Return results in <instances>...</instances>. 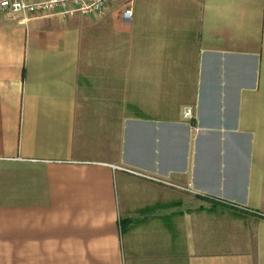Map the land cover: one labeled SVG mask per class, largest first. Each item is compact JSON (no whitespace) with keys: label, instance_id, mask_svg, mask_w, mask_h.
<instances>
[{"label":"crops","instance_id":"crops-1","mask_svg":"<svg viewBox=\"0 0 264 264\" xmlns=\"http://www.w3.org/2000/svg\"><path fill=\"white\" fill-rule=\"evenodd\" d=\"M0 264H264V0L1 17Z\"/></svg>","mask_w":264,"mask_h":264},{"label":"built area","instance_id":"built-area-1","mask_svg":"<svg viewBox=\"0 0 264 264\" xmlns=\"http://www.w3.org/2000/svg\"><path fill=\"white\" fill-rule=\"evenodd\" d=\"M111 2L113 0H0V18L5 17L10 22H26L46 17L71 19L77 16H95L104 13ZM130 19L131 10H125L123 21L129 23ZM193 116V108L187 107L184 118L191 120ZM121 170L137 175L128 169Z\"/></svg>","mask_w":264,"mask_h":264}]
</instances>
